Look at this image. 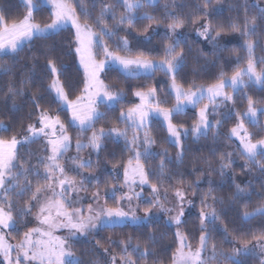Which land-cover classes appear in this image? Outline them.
<instances>
[{"label":"trees","instance_id":"1","mask_svg":"<svg viewBox=\"0 0 264 264\" xmlns=\"http://www.w3.org/2000/svg\"><path fill=\"white\" fill-rule=\"evenodd\" d=\"M72 2L76 5L81 21L89 23L97 32L106 24L108 29L115 33L111 38L105 36L104 40L108 47L119 55L136 56L143 53L148 58L162 59L164 46L178 38L180 44L176 51L183 52L184 60L183 67L176 75V81L185 88L210 85L219 79L221 72L225 73V77H229L238 66L244 67L248 57L242 45L248 39L254 43L257 69L264 68V14L260 11L264 9V0H157L154 5H145L135 10L138 17L147 12L154 19H136L132 25L127 21L118 23L120 16L125 14V9L117 0H83L88 10L87 17L81 13L79 0ZM37 4L38 10L33 13L35 22L45 24L51 21L49 8L39 4V1ZM105 4L113 6L112 12L105 15L98 24L97 18ZM205 5L208 15H205ZM26 12L27 7L23 0H0V13L9 23L23 18ZM174 16L182 19L184 23L173 33L168 30V24ZM253 18H256V27L249 36L231 31L232 23L240 25L243 31L246 19L251 21ZM206 22L213 26L212 36L216 35L217 29L223 28L217 41L221 46L219 49L214 47L211 38L205 39L199 35ZM121 37L128 40L129 50L118 47ZM75 47V32L69 26L55 34L33 38L18 54L0 57V124L6 126V130L0 128V138L10 139L12 136L20 137L25 134L28 125L34 124L40 111L44 110L49 114L59 115L73 142L77 139L88 140L92 129L79 135V130L70 124L69 112L60 107L54 93L49 90L53 77L47 65L48 61L52 60L60 69L59 79L68 97L75 98L81 94L84 72L78 63ZM96 51L97 57L101 58V50ZM103 78L110 89L123 92L124 98L111 109L103 103L100 104L105 115L96 121V130L126 128V123L121 122L118 117L122 109L134 105L133 93L137 90L155 88L165 97L164 105L171 106L174 102L168 88V76L163 72L156 71L138 78H125L119 71L110 68L103 73ZM10 87L15 89L14 93L9 92ZM232 96L233 100H223L209 111L213 123L230 114L227 119L222 120L218 130L210 128L207 135H200L199 138H195L190 131L187 136L182 134L183 155L179 159L177 153L181 148L169 142V134L163 121L150 120L148 127L142 129L139 135L142 139L144 131H147L155 141L151 145V151L159 155L147 159L141 157V162L149 174L150 184L170 190L182 187L195 196V211L187 214L177 225L186 235L191 247L200 242L202 229L199 210L204 208L202 201H206L215 208L219 217L215 221H208L203 229L208 235L207 246L212 249L215 247L217 263L261 264L253 255L237 254L239 259L227 258L239 244L245 241L253 243L256 241L254 236H264V215H255L250 219L243 216L245 211L251 212L264 205V172L241 154V147L233 138L229 139V131L237 122L236 113L243 114L246 111L248 97L253 99L255 107L264 105V85L248 83V86L234 91ZM197 108L198 106L174 115L172 122L178 127L191 129L198 119ZM257 121L254 125L249 119H244L253 140L264 137V112L258 113ZM132 134L133 129L128 128V136L131 137ZM140 151H143V147ZM227 153L232 154V163L223 170L222 175L221 156L228 162ZM79 154L80 158L88 156L92 161L91 167L84 168L85 173L94 178L91 182L86 181L85 191L97 190L100 194L108 192L113 184L122 181L123 169L133 156L123 137H106L98 153L91 147H85ZM40 158L45 157H42L38 139L19 146L17 163L22 164L25 169H31L27 174L31 189L22 196L17 195L16 190L7 194L14 204L12 211L19 227L23 226L25 219L22 217H27V214H18V210L29 202L38 185L43 186L47 182L44 178V164L40 162ZM161 160L164 161L163 174L159 167ZM256 160L264 165V157L258 155ZM37 170L40 175L35 174ZM24 179L23 175L19 177L22 186ZM237 184L246 189L245 195H235ZM115 196L118 198L119 194L115 193ZM104 201L107 206L117 205V200L112 195H106ZM21 230L22 228H14L13 232ZM175 234L176 226L163 218H150L140 223L103 225L91 238L74 237L71 247L81 264H112L113 257L116 264H122V257L128 256L136 264H170L177 247ZM129 238L132 245L139 244L142 251L147 250L150 254L140 256L133 252L131 247L125 253L122 250V242L126 243ZM0 264H3L1 260Z\"/></svg>","mask_w":264,"mask_h":264},{"label":"snow or ice","instance_id":"2","mask_svg":"<svg viewBox=\"0 0 264 264\" xmlns=\"http://www.w3.org/2000/svg\"><path fill=\"white\" fill-rule=\"evenodd\" d=\"M157 0H117L125 9V14L121 15L118 23L123 24L125 21L132 25L136 19L152 20L150 14L145 12L142 16H137L135 10L144 7L145 5H154ZM39 4L48 7L50 10V23L40 24L35 22L34 11L38 10L37 0H26L27 12L23 18L13 20L9 23L4 15L0 13V57L5 55L18 54L26 43L37 36H46L55 34L71 27L75 30V53L79 58V64L84 72V87L81 95L74 100H70L68 93L65 91L64 85L59 79L60 69L52 61H48L47 67L52 74V81L49 84V90L54 93L56 102L62 109L67 110L71 114L70 124L79 130V135L92 129V134L88 137L87 143L77 139L76 149L79 152L82 148L91 147L97 153L102 147V141L106 137L118 139L123 137L125 145L133 156L129 158L127 165L124 167V187L129 189L128 193H124L119 198H116V189H109L112 197L117 200V205L121 201L129 202L130 211H125L122 207H105L99 205L96 209L92 205L88 206V214L84 215L81 208H70L73 201L69 198V193H79L84 188V182H91L92 177L84 176L82 173L81 179L77 181L75 178H70L65 172V166L61 164L60 158L71 146V137L68 135L67 126L61 121L59 115L52 116L47 111L41 110L38 116L37 128L33 124L28 125V136L22 140H18L15 136L10 139L0 138V192L4 193V199L0 201V230L13 229L16 220L13 216L14 204L8 198V193L16 190L17 195H23L31 189V181L27 179V174L31 169H25L22 164H18L17 146L20 144L31 142L36 137L43 135L47 139V144L50 146L51 155L46 158H40V162L44 164V178L48 181L45 185H38L30 199L39 204V210L36 214V219L39 222L38 227L29 228L24 232L23 237L16 243L8 242L3 231H0V256L3 257L6 264H81L78 257L69 249L68 240L74 238L77 234L86 235L88 232L97 229L100 225L111 226L118 224L124 220L131 219L133 222L143 221L148 219L152 213V208L159 206L162 211H172L166 208L161 203L158 195V187L156 184H151V190L155 198L150 202V206L144 209L143 216H137L136 210L131 208L133 197L140 198L142 193L134 191V186L138 183L141 187L149 184L148 172L145 169L144 163L141 162V157L145 159L159 155L151 151V145L155 141L151 138L147 131H144L143 138L139 135L142 129L148 127V123L152 119L162 120L169 134V142L174 143L177 147H181V151L177 153V157L182 158L181 137L182 134L187 136L189 131L195 138L200 135H207L210 128L219 129L223 119H227L226 114L221 120H216L214 123L208 119L209 105L216 107V100L224 101L233 100L230 93L225 92V88L231 87L233 91H239L241 87L248 86V83H256L264 85V69L257 70L256 60L254 58V43L248 39L242 45L247 51V62L245 67H237L231 77L226 78L225 73L221 72L219 79L206 88L204 86L190 87L185 90L183 85L178 84L176 75L183 67V52L176 51L180 44V40L174 39L173 43L164 46V55L160 60H153L146 57L143 53L132 56H122L117 52L109 49L105 43L104 37L111 38L115 33L108 29L106 24H103L99 32L95 31L88 23H82L80 14L77 13L76 5L72 0H39ZM81 13L87 17L88 10L83 4V0H79ZM95 6V5H93ZM167 7V6H166ZM112 5L105 4L97 18V23L100 24L102 18L111 13ZM264 14V9L260 10ZM173 15V14H170ZM205 15H208L207 5H205ZM113 18H115L113 13ZM255 19L245 21L243 31L241 26L232 23L231 31L240 32L244 36H249L255 31ZM184 21L178 17L173 18L168 24L170 32H176ZM147 30V29H146ZM223 28L216 30V35L212 36L213 26L210 22H206L202 26V31L199 35L205 39L211 38L214 47L220 48L217 43ZM119 48L129 50L128 40L121 37ZM100 49L103 55L102 59H97V51ZM235 51V50H233ZM239 59V57H237ZM114 68L125 76V78H138L141 75H151L156 71H162L170 76V89L175 95L176 103L172 108L162 107L163 101L156 96V89L149 88L146 91H135L133 95L139 98V103L129 107L126 111L121 110L118 119L126 123L124 129L112 127L108 129H95V123L102 118L105 113L99 111L98 102L105 104L109 109L113 108L116 103L124 98V93L121 91H110L109 85L105 84L101 79V74L106 70ZM7 69H5L6 71ZM248 77L246 83L244 77ZM9 92L14 93L15 89L9 88ZM208 100V104L198 109V120L193 124L191 129L180 127L178 128L172 122L174 115L180 114L185 110L186 106L196 107L200 101ZM247 111L243 114L236 113L237 124L229 131V139L236 138L241 146V154L252 163L257 164L260 171L264 172V165L256 160L258 155L264 157V139H259L255 142L252 140V134L248 131L244 124V119H249L250 123L257 124V112H264V109H257L254 106V101L251 97L247 98ZM37 107H39L37 105ZM0 128L6 130V126L0 124ZM128 128L133 129L131 137L128 136ZM143 147V151L140 148ZM164 155H166V150ZM231 153H227L229 158L225 162V157L221 156L220 169L223 175V170L231 166ZM133 159L135 164H133ZM68 160L73 165V170L79 171L85 167H91V159H82L79 157H69ZM161 174H163L164 161L161 160L159 165ZM40 175L39 171L35 172ZM24 176L23 186L19 180L20 176ZM45 193H51L45 195ZM246 189L240 185H236L237 197L245 195ZM107 195V193H106ZM250 195V194H249ZM175 196L178 200L179 212L174 217H170L177 225L181 223V218L184 214L183 202L185 199L184 192L179 188L175 191ZM100 192L93 193V199L99 201ZM106 203V201H105ZM204 203V208H209L210 211H205L204 208L200 211L201 235L199 247L195 250L186 242V236L179 231L176 232L178 246L172 254V264H205L202 258V252L207 245L208 235L203 231L205 221H215L219 219L215 208ZM31 206H26L18 210V214H27L30 212ZM255 215H264V205L254 209L252 212L245 211L243 216L245 219H250ZM67 230L69 236L62 237L55 233L59 230ZM152 239V237H150ZM254 240L261 244L264 251V236H254ZM123 243V251L127 253L129 247L132 251L140 256H145L150 253L147 250L142 251L139 244L132 245L131 238ZM248 242H244V247L233 249V254L247 253L250 249L247 247ZM187 249V250H186ZM107 251V250H105ZM15 253V255H13ZM234 255L227 257L234 260ZM213 256H215V247L213 246ZM112 264H116L115 257L112 258ZM122 264H136L130 256L122 257Z\"/></svg>","mask_w":264,"mask_h":264},{"label":"rangeland","instance_id":"3","mask_svg":"<svg viewBox=\"0 0 264 264\" xmlns=\"http://www.w3.org/2000/svg\"><path fill=\"white\" fill-rule=\"evenodd\" d=\"M24 3L26 4V0H23ZM39 1V0H37ZM82 23H85L83 21H81ZM50 23V21L48 22ZM46 24V23H45ZM89 24V23H88ZM43 25V24H42ZM74 30V29H73ZM75 32V30H74ZM110 49V48H109ZM111 50V49H110ZM112 51V50H111ZM122 56H125V55H122ZM132 57H135V56H132ZM78 58V56H77ZM103 58V55L101 56V58H98L97 59H102ZM150 59H153V60H160L158 58H150ZM78 63H79V58H78ZM80 65V64H79ZM246 66V65H245ZM244 66V67H245ZM81 69L83 70L82 66L80 65ZM264 69V68H263ZM258 70V69H257ZM159 71V70H158ZM260 71V70H258ZM159 72H162V71H159ZM164 73V72H163ZM168 76V88L170 90V92L172 93L173 97H174V102L171 104V106H167V105H164L163 103L161 104L162 107H166V108H172L175 103H176V100H175V95L174 93L171 91L170 89V84H171V79H170V76ZM231 77V76H229ZM228 78V77H226ZM53 79V78H52ZM101 79H103L104 83L107 84L103 78V73L101 74ZM244 80L245 82L247 83L248 82V77L245 76L244 77ZM108 85V84H107ZM208 85L204 86L205 88L207 87ZM110 89V88H109ZM149 89V88H148ZM185 90L189 89V88H185ZM147 90V89H146ZM146 90H137V91H146ZM110 91H113L115 92V90L113 89H110ZM225 92L227 93H230V94H233V89L231 87H227L225 88ZM81 95V94H80ZM156 96L159 100L161 101H165V97L161 96L158 91L156 90ZM76 98V97H75ZM75 98H69L70 100H74ZM134 101L135 103L134 104H138L140 101H139V98L135 97L134 96ZM223 100L222 99H217L216 100V107L221 104ZM208 100L205 98L204 100L200 101V103L196 106H198L197 108V114H198V109L200 107H203L204 104H208ZM100 104L98 102V108H99V111L102 112V109L100 108ZM132 107V106H131ZM193 108L192 106H186L185 107V110L187 109H191ZM258 110L259 109H264V105L260 106V107H256ZM128 108L126 109H123V110H127ZM214 109L212 107V105H209V109H208V119L211 121L210 117H209V111ZM184 110V111H185ZM247 111V109H246ZM245 111V112H246ZM260 111L257 112V116H258V113ZM52 115V114H50ZM69 115H70V119H71V114L69 112ZM52 116H56V115H52ZM61 119V118H60ZM198 120V119H197ZM62 121V119H61ZM63 122V121H62ZM150 122V121H149ZM197 122V121H196ZM238 122V120H237ZM237 122L235 123V125L237 124ZM164 123V122H163ZM165 124V123H164ZM174 124V123H173ZM245 124V122H244ZM35 125L37 128L40 127L39 123H38V119L36 120V122L33 124ZM234 125V126H235ZM166 126V125H165ZM233 126V127H234ZM246 126V125H245ZM178 127V126H177ZM180 128V127H178ZM247 128V127H246ZM29 133L28 131L21 135L20 137H16L18 140H22L25 136H28ZM69 135V134H68ZM70 136V135H69ZM38 139L41 143V150H42V157L44 156L45 157V160L46 158L51 155V151H50V146L47 144V139L43 136V135H40L39 137H36L34 138L33 140H36ZM236 143L240 146V143H239V140L236 139V138H233ZM261 139H264L261 138ZM31 140V141H33ZM82 140L84 143H86L88 140H84V139H80ZM253 140V139H252ZM259 140V139H258ZM257 140H253V142H255ZM29 143V142H28ZM28 143H24V144H28ZM24 144H20L17 146V151H18V148L19 146L21 145H24ZM76 145V141L73 142L72 139H71V146L70 148L64 153V155L60 158V163L63 164L65 166V172L67 174L68 177L70 178H75L77 181H79L81 179V175L80 173H82L84 176H88L90 177L87 173H85V169H79V171H75L73 170V165L71 164V162L68 160L69 157H79V152H77V149L75 147ZM181 146H182V140H181ZM241 147V146H240ZM181 148V147H179ZM80 158V157H79ZM82 159H85L87 160L88 159V156H84ZM128 162V161H127ZM133 164H135V161L133 160ZM127 165V163H126ZM125 165V166H126ZM45 171V169H44ZM123 173H124V169H123ZM122 181H118L117 183L113 184L111 186L110 189L112 188H115L116 189V192L117 194H119V197L122 196L124 193H128L129 192V189L127 187H124V175L122 176ZM87 181V180H86ZM86 181L84 182V185L86 184ZM48 183V181L46 182ZM150 183L148 185H144L143 187H141L138 183L134 186V191L137 192V193H142L141 197L140 198H136V197H133L132 201H131V208H134L136 210V215L137 216H143L144 215V209L146 207H149L150 206V202L155 198L154 194L152 193V190H151V187H150ZM177 189V188H176ZM176 189L174 190H170L168 188H158V195H159V199L161 201V203L164 204V206L166 208H170L172 209V211H162L159 206L157 207H154L152 208V213L150 214V216L148 217V219L146 220H143V221H137V222H133L131 219H127V220H124L118 224H123V223H140V222H144V221H147L149 220L150 218H163L166 222H168L169 224L171 225H174L176 226V232L179 231L181 234H183L184 236H186L178 227H177V224L172 221L170 219V217H174L175 215L178 214L179 212V205H178V200H177V197L175 196V191ZM179 189L181 191L184 192V195H185V199H184V202H183V207H184V214L181 218V221L183 220V218L195 211V205H194V202H195V196L186 191V189L182 188V187H179ZM97 190H94L93 192H87L85 191V189L83 188L78 194L77 193H69V198L73 201V203L70 205V208H81L83 210V213L84 215H87L88 214V206L89 205H92L94 209H96L98 207V204L99 205H103L105 207H122L126 212L127 211H130V208H129V202L127 200H123L120 202L119 205H116V206H107L105 204V196H106V193L107 195H111V193L109 192H106V193H103V194H100V197H99V201L97 202L96 200L93 199V193L96 192ZM3 192H0V201L2 200V197H3ZM51 193H45V195H50ZM118 197V198H119ZM29 202H27L24 207L26 206H31L30 208V212L27 213V217H22L24 218L25 220L23 221V226L19 227L17 224H15V227L16 230H18L19 228H22L21 232H17V231H14V228L13 229H3V230H0V231H3L8 242L12 243V244H16L22 237H23V234L24 232H26L29 228H34V227H38L40 226L39 225V222L38 220L36 219V214L39 210V204L35 201H32L31 199L28 200ZM205 211H210L209 208H205L204 209ZM201 211V209L199 210V212ZM252 212V211H251ZM14 216V215H13ZM15 219V217H14ZM16 220V219H15ZM208 221H205V226L207 224ZM115 225V224H114ZM103 225H100L99 227H101ZM98 227V228H99ZM95 229V230H92L90 232H88L86 235H79L77 234L76 236H79V237H83V238H91L95 233L96 231L98 230ZM206 234H207V231H204ZM56 235H59V236H62V237H67L69 236V233L68 231L65 229V230H59L55 233ZM75 236V237H76ZM73 238H69L68 240V246H69V249L75 254L74 250L72 249L71 247V240ZM186 242L188 243V240H187V237H186ZM200 243V242H199ZM177 246H178V240H177ZM197 247H199V244L195 247H192L193 250H195ZM244 247V243L243 244H239L236 249H240ZM247 247L250 249V251H248L247 253H238V254H241L243 256H248V255H253V256H256L261 264H264V251H262V248H261V244H258L257 241L253 242V243H248L247 244ZM187 250V249H186ZM13 255H15V253H13ZM234 254H231L230 256H233ZM76 256V255H75ZM202 258L204 259L205 261V264H218L217 263V259H216V252H215V256H213V249L208 247L206 245V247L204 248L203 252H202ZM234 258L236 259H239V255L235 254L234 255ZM0 260L3 262V264H6V262L4 261L3 257L0 256ZM172 264V262L170 263Z\"/></svg>","mask_w":264,"mask_h":264}]
</instances>
